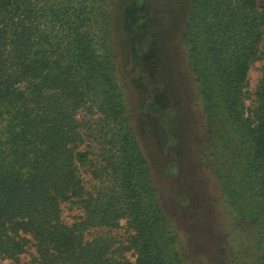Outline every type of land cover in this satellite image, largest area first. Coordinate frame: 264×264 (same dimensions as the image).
<instances>
[{"label":"trees","instance_id":"16d2710c","mask_svg":"<svg viewBox=\"0 0 264 264\" xmlns=\"http://www.w3.org/2000/svg\"><path fill=\"white\" fill-rule=\"evenodd\" d=\"M113 5L0 0V264H133L127 248L136 264H188L133 132ZM183 23L211 137V152L199 155L233 218L230 231L219 230L222 257L264 264V62L254 104L244 107L264 8L257 0H190ZM64 202L83 210L72 224L61 218ZM123 218L132 230L127 246L107 233L84 236Z\"/></svg>","mask_w":264,"mask_h":264},{"label":"rangeland","instance_id":"374dc122","mask_svg":"<svg viewBox=\"0 0 264 264\" xmlns=\"http://www.w3.org/2000/svg\"><path fill=\"white\" fill-rule=\"evenodd\" d=\"M189 1L114 0L112 38L133 132L148 162L152 187L171 224L180 231L186 263L229 264L222 257L227 247L219 230L230 231L233 218L199 155L203 148L211 152V137L182 44L183 12ZM257 4L264 8V0H257ZM263 62L264 31L246 75L247 113L254 104ZM83 116L81 112L79 118ZM83 178L91 184L84 171ZM82 215L78 204H61V218L66 224ZM96 233L115 236L127 246L132 230L123 218L115 228H91L84 236L91 238ZM32 253L34 248L29 246L24 258ZM123 257L136 264L133 249H124Z\"/></svg>","mask_w":264,"mask_h":264}]
</instances>
